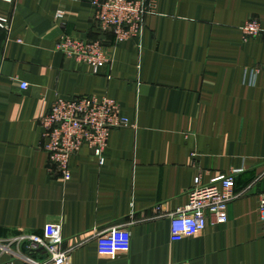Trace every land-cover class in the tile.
I'll return each mask as SVG.
<instances>
[{
	"label": "crops",
	"instance_id": "crops-1",
	"mask_svg": "<svg viewBox=\"0 0 264 264\" xmlns=\"http://www.w3.org/2000/svg\"><path fill=\"white\" fill-rule=\"evenodd\" d=\"M93 1L0 0L11 21L0 28V243L57 224L71 264H264V33H242L251 19L264 30V0H156L141 37L119 44L95 25ZM64 35L101 41L110 63L94 74L57 49ZM82 97L117 101L130 127L111 131L103 165L87 147L74 155L64 181L41 120ZM233 173L242 195L228 223L172 242L170 215L194 179ZM125 225L130 252L101 257L97 236ZM28 255L13 243L0 264Z\"/></svg>",
	"mask_w": 264,
	"mask_h": 264
},
{
	"label": "built area",
	"instance_id": "built-area-1",
	"mask_svg": "<svg viewBox=\"0 0 264 264\" xmlns=\"http://www.w3.org/2000/svg\"><path fill=\"white\" fill-rule=\"evenodd\" d=\"M94 23L101 32L114 35L119 44L131 38H140L147 17L155 11L156 0H95ZM0 28L11 31V21L0 17ZM243 38L248 41L259 37L264 30L256 20H249L242 27ZM57 49L69 58L89 66L94 74L110 63V57L101 41H87L71 36H62ZM258 69L246 73V81L254 85ZM21 83V90L28 89ZM46 141L45 150L52 163L57 165L64 181H70L71 158L84 147L91 149L105 163L104 151L111 131L130 127V120L122 113L120 104L108 97H82L58 99L51 112L41 120ZM264 168V165H263ZM237 173L220 176L204 183L196 177L187 192L188 202L170 215L171 241L180 242L202 233L208 223L225 226L229 220V205L241 195L235 193ZM264 178V169L260 179ZM260 226L264 235V193L260 197ZM156 212L161 213V207ZM130 225L116 226L97 236V249L101 257L116 259L127 254L132 246ZM16 243L28 251L27 264H71L69 251H63L64 239L57 224H48L42 236H23L6 244L0 243L2 251H11ZM12 264V263H8Z\"/></svg>",
	"mask_w": 264,
	"mask_h": 264
},
{
	"label": "rangeland",
	"instance_id": "rangeland-1",
	"mask_svg": "<svg viewBox=\"0 0 264 264\" xmlns=\"http://www.w3.org/2000/svg\"><path fill=\"white\" fill-rule=\"evenodd\" d=\"M131 39H134V38H131ZM129 40V39H128ZM127 41V40H126Z\"/></svg>",
	"mask_w": 264,
	"mask_h": 264
}]
</instances>
